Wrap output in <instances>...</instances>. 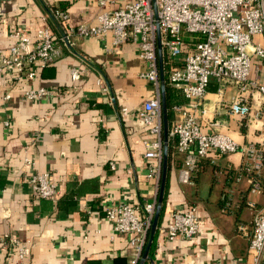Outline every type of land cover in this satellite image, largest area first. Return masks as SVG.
Returning <instances> with one entry per match:
<instances>
[{"label": "crops", "instance_id": "1", "mask_svg": "<svg viewBox=\"0 0 264 264\" xmlns=\"http://www.w3.org/2000/svg\"><path fill=\"white\" fill-rule=\"evenodd\" d=\"M116 1V6L101 9L98 0H0V52L16 43L12 35L17 31L33 38L47 24L51 27L55 20L49 17L46 23L44 18L55 10L67 14L68 27L93 25L100 12L132 0ZM112 43L111 33L105 38H72L70 45L65 41L64 56L35 79L0 75V264H15L17 259L16 250L1 245L5 235L26 244L24 264H132L136 260L133 236L114 231L106 211L128 204L144 217L145 207L158 201L163 160L146 159L143 142L157 136L138 116L157 90L140 77L147 64L137 46L129 42L116 48ZM254 43L264 44V37L256 36ZM72 68L81 71L78 81L71 79ZM250 78L264 85V60L252 58ZM40 87L50 93L40 100L25 98L28 90ZM219 87L211 80L205 97L192 101L170 87L171 103L181 108L173 110L169 132L182 122L185 112L197 119L206 134H226L241 147L260 145L264 141L260 96L250 98L252 112L241 117L230 112L236 88L228 84L220 96ZM215 122L220 126L212 127ZM36 134L41 138L38 143L33 141ZM161 139L164 148L163 117ZM170 143L171 165L155 251L145 264H253L248 201L264 209V195L251 193L249 179L239 177L241 154H212L191 183L183 184L180 171L188 167L194 151L180 152L177 139L168 134V147ZM26 159L32 164L28 166ZM154 167H160V176L150 173ZM34 173L52 175L60 191L56 202L32 192L28 178ZM223 194L231 199L227 211ZM192 209L198 216L199 234L192 241L169 240L165 231L172 214ZM240 224L247 234L238 231Z\"/></svg>", "mask_w": 264, "mask_h": 264}, {"label": "built area", "instance_id": "2", "mask_svg": "<svg viewBox=\"0 0 264 264\" xmlns=\"http://www.w3.org/2000/svg\"><path fill=\"white\" fill-rule=\"evenodd\" d=\"M116 0H98V6H116ZM58 22L63 29V37L58 40L48 24L39 29L33 38L21 31L12 35L16 43L5 53L0 52V75H14L16 79L26 77L35 79L38 73L59 61L65 52V41L76 37L105 38L113 35V46L119 48L133 43L139 49V56L147 64L140 77L156 87L157 96L146 100L138 116L150 127L155 140L143 142L146 159H163L162 108L160 97V69L158 44L162 47L163 69L167 74L169 87L182 92L189 100H201L207 94L211 80L219 87V95L225 94L226 85L236 88L230 103V112L241 117L250 116L252 108L250 98L260 96L264 105V85L250 78L252 58L264 60V44L254 43L256 36L264 37V0H132L121 7L100 12L97 24L68 27L67 14L55 10L46 15ZM188 39V40H187ZM183 56V57H182ZM182 57L180 63L175 59ZM78 68H72V81L81 77ZM50 91L45 87L30 89L25 93L27 100H40ZM180 105H174L178 111ZM127 110H123L125 115ZM183 120L175 124L169 132L177 139L180 152L190 150L189 165L180 171V182L190 184L197 162L216 153L221 156L240 153L242 163L239 177L249 179L250 191L264 195V141L260 145L240 146L230 136L223 133H204L197 119L183 112ZM260 114H255L259 119ZM213 123L212 127H219ZM40 136L34 135L33 141L40 142ZM29 166L32 163L26 159ZM154 176H160V167L150 169ZM28 184L32 192L41 199L56 202L60 191L50 173H34L29 176ZM224 211L231 208V199L227 194L221 197ZM157 201L145 207L146 215L141 217L136 209L128 204L110 208L106 219L113 225L114 231L133 236L137 264L140 259L155 215ZM252 210L253 229L250 235L249 251L253 255V264H264V209L248 201ZM241 234H247L244 225L238 226ZM200 232L195 209L174 212L165 234L169 240L182 239L192 241ZM6 250H16L15 264H24L27 246L17 238L5 235L1 240Z\"/></svg>", "mask_w": 264, "mask_h": 264}, {"label": "water", "instance_id": "3", "mask_svg": "<svg viewBox=\"0 0 264 264\" xmlns=\"http://www.w3.org/2000/svg\"><path fill=\"white\" fill-rule=\"evenodd\" d=\"M67 45L69 42L66 40ZM158 53H159V69H160V83H161V91H162V100H161V108H162V117L164 122V148H163V168H162V180L158 195V201L156 206V211L154 218L152 220V224L149 230V240L145 247L143 256L140 260V264H145L148 257L149 252L151 250L158 226V219L162 210V205L164 201V192L165 185L167 179V162H168V134H169V124H168V113H167V102L165 97V74L163 70V62H162V47L161 44H158Z\"/></svg>", "mask_w": 264, "mask_h": 264}, {"label": "trees", "instance_id": "4", "mask_svg": "<svg viewBox=\"0 0 264 264\" xmlns=\"http://www.w3.org/2000/svg\"><path fill=\"white\" fill-rule=\"evenodd\" d=\"M51 27H52L53 33L57 36V39L60 40L63 37V29L61 28L60 24L58 22L54 21V23H52ZM67 48L68 47L66 46L65 50H68ZM165 97H166V102H167L168 121L171 122L173 107L176 104L173 105V103H171V98H173V95H172V92H171V88L168 85L167 74H165ZM172 147H173V144L170 143V145L168 147L167 170L169 169V167L171 165ZM204 160L205 159H202V160H199L197 162V168L195 169L194 173H197L198 171H200L203 168ZM165 188H167V185H165ZM149 233L150 232H148V236H149ZM154 251H155V242H153L151 250L149 252V255H150L151 258L153 257Z\"/></svg>", "mask_w": 264, "mask_h": 264}]
</instances>
